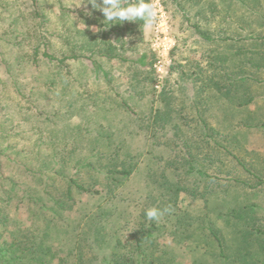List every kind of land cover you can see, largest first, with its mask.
<instances>
[{
  "label": "rangeland",
  "instance_id": "1",
  "mask_svg": "<svg viewBox=\"0 0 264 264\" xmlns=\"http://www.w3.org/2000/svg\"><path fill=\"white\" fill-rule=\"evenodd\" d=\"M180 1L184 9L153 0L160 19L147 30L124 21L123 46L108 59L93 53L102 10L90 0H45L51 53L83 57L61 64L44 58L42 46L35 64L38 42L24 32L28 0H0V145L9 146L3 173H12L19 195L39 193L23 162L53 176L56 194L65 188L57 172L100 178L87 165L98 152L115 149L119 161L136 164L113 199L78 193L77 213L65 215L103 204L111 216L100 239L76 222L49 229L71 264H103L115 246L126 254L141 223L174 264H264V0ZM187 17L216 39H204ZM144 53L151 65L139 61ZM26 202L9 204L13 226H28ZM152 207L171 211L149 221ZM210 226L225 259L203 235Z\"/></svg>",
  "mask_w": 264,
  "mask_h": 264
},
{
  "label": "trees",
  "instance_id": "2",
  "mask_svg": "<svg viewBox=\"0 0 264 264\" xmlns=\"http://www.w3.org/2000/svg\"><path fill=\"white\" fill-rule=\"evenodd\" d=\"M128 2H134V0H125V3ZM175 2L177 6L183 8L180 0H175ZM27 8L28 17L26 18L32 23V26L27 30L24 29V32L30 37H35L38 42L35 45L33 54L31 53L33 55H31L33 63L36 64L38 62L37 54L42 46L44 48L41 54L44 58L50 61L54 59L59 60L61 64L69 59L83 57V54L77 52L65 55L62 58H58L52 54V42L46 38V34H43V30L48 33L46 27L49 20L45 11V0H28ZM61 10L63 13L67 11L62 4ZM186 20L204 39H216V37L202 30L198 23H192L189 17ZM134 23L137 27H143L142 21H134ZM103 26L107 30L105 28L104 30L102 29V36L93 39V53L108 59L116 58L118 57L116 53L118 47L116 44L119 45L123 41L122 38L125 35L127 27L123 26V22L106 23V25L104 23L102 24ZM112 34L117 36L116 40L111 38ZM229 39L231 38L229 37ZM120 45L123 46V43ZM147 59L148 54L144 53L139 61L143 66L151 65L152 61H147ZM219 90H221L220 87ZM8 147L3 148L0 145V264H71L67 256H60L59 247L50 240L53 235L49 229H51V226L57 229L59 226L64 227L69 222H76L78 226H91L92 230L96 232V240L100 239L103 223L106 222L108 216H111L110 212L106 213L103 204H99L96 208L92 209L81 206L78 215L70 218L69 221L65 215H67V212L72 213L74 210L77 213L75 207L77 205L76 195L78 193L87 194L89 197L98 196L100 198L101 196H108L109 200L113 199L116 189L122 186L123 182L134 173L136 164L134 162L128 164L126 161H119V152L115 149L109 153L98 152L95 162L90 161L87 165L92 171L100 173V178L93 180L94 178L90 177L87 181L85 178L82 179L81 176H67L65 173L57 172L56 170L55 172L57 174L60 173L58 177L65 185V188L59 194H56L51 189L54 186L55 180L53 176L48 175V172H44V168L40 164L37 169L29 165L28 162H23L24 170L33 178L34 187L39 188V193L35 194L30 189L24 195H19L17 190L18 182L15 181L11 173L12 168L9 170L11 174L3 173L5 165L10 167L13 161L10 159L9 154H7ZM106 155H109V157ZM15 160L16 157L14 162ZM16 168L21 169V165L16 164ZM104 181L103 190L96 189V185L102 184ZM104 185L107 187L104 188ZM192 195H196L195 191L192 192ZM177 197L178 194H176ZM25 200H27V211L30 213V218L28 226L26 229H23L18 227L19 222H15L13 226L12 218L7 208L10 206L9 204L22 203ZM187 228V237L190 238L193 235L195 237L198 230ZM202 232L204 233V237H206L205 239L210 237L217 242L219 255L225 259L224 242L219 232L211 226ZM152 235L150 228H147L144 223L139 224V228L134 232V237L129 241L127 253L124 255L119 254L115 246L112 255L103 259V264H174L173 261L166 257L167 251L155 248L156 243H153ZM117 243L120 245V240ZM198 244L200 245V242H196L195 246ZM77 264H83L81 257Z\"/></svg>",
  "mask_w": 264,
  "mask_h": 264
},
{
  "label": "clouds",
  "instance_id": "3",
  "mask_svg": "<svg viewBox=\"0 0 264 264\" xmlns=\"http://www.w3.org/2000/svg\"><path fill=\"white\" fill-rule=\"evenodd\" d=\"M92 6L102 10L104 23H117L124 21H142L143 29L147 30L156 24L160 19V13L153 0H134L125 3V0H90ZM170 208L159 209L152 207L146 210V218L149 221L159 222L165 212H170Z\"/></svg>",
  "mask_w": 264,
  "mask_h": 264
}]
</instances>
